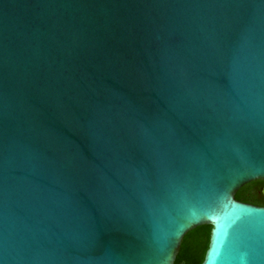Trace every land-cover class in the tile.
<instances>
[{
  "label": "water",
  "instance_id": "water-1",
  "mask_svg": "<svg viewBox=\"0 0 264 264\" xmlns=\"http://www.w3.org/2000/svg\"><path fill=\"white\" fill-rule=\"evenodd\" d=\"M256 181L264 0H0V264H264Z\"/></svg>",
  "mask_w": 264,
  "mask_h": 264
},
{
  "label": "trees",
  "instance_id": "trees-1",
  "mask_svg": "<svg viewBox=\"0 0 264 264\" xmlns=\"http://www.w3.org/2000/svg\"><path fill=\"white\" fill-rule=\"evenodd\" d=\"M263 187L264 181L250 183L236 193L235 199L264 207V196L261 194ZM211 229V226H202L189 232L183 238L174 264H201L208 248Z\"/></svg>",
  "mask_w": 264,
  "mask_h": 264
},
{
  "label": "flooded vegetation",
  "instance_id": "flooded-vegetation-1",
  "mask_svg": "<svg viewBox=\"0 0 264 264\" xmlns=\"http://www.w3.org/2000/svg\"><path fill=\"white\" fill-rule=\"evenodd\" d=\"M263 188H264V187H263ZM263 188H262V189H263ZM262 189H261V194H262ZM262 195H263V194H262Z\"/></svg>",
  "mask_w": 264,
  "mask_h": 264
}]
</instances>
